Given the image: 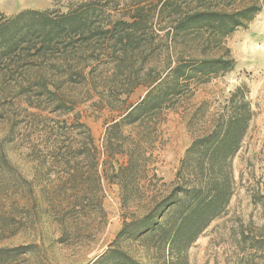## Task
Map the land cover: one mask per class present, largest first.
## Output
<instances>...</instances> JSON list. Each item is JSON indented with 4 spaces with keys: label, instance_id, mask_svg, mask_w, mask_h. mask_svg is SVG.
Masks as SVG:
<instances>
[{
    "label": "trees",
    "instance_id": "16d2710c",
    "mask_svg": "<svg viewBox=\"0 0 264 264\" xmlns=\"http://www.w3.org/2000/svg\"><path fill=\"white\" fill-rule=\"evenodd\" d=\"M262 8L260 0H79L66 12L0 13V102L9 103L0 169L17 186L14 193L22 187L27 200L66 203L72 220L56 211L58 240L66 243L97 219L106 225L105 178L119 185L127 208L116 242L151 240L173 253L161 264H187L183 251L226 211L234 193L232 160L254 113L249 101L238 103L237 89L229 110L192 140L170 189L154 166L158 124L199 84L233 69L225 40ZM140 86L146 94L129 103ZM91 99L98 109L118 112L106 123L102 151L77 110ZM18 141L34 167L30 179L16 174ZM117 155L126 158L118 168ZM103 166L109 173H101ZM39 181L45 185L36 192ZM234 238L236 264H264L262 229L241 225ZM37 245L0 247V261ZM91 264L148 263L113 244Z\"/></svg>",
    "mask_w": 264,
    "mask_h": 264
},
{
    "label": "rangeland",
    "instance_id": "374dc122",
    "mask_svg": "<svg viewBox=\"0 0 264 264\" xmlns=\"http://www.w3.org/2000/svg\"><path fill=\"white\" fill-rule=\"evenodd\" d=\"M76 1L79 0H0V13L11 16L24 9L66 12ZM260 1L263 8L254 20L225 40L235 60L233 69L199 84L179 106L167 110L165 120L158 124L153 149L154 166L165 188L170 189L177 180L181 161L192 140L209 131L220 114L229 110L232 94L237 89L241 90L238 103L249 101L254 113L241 147L232 160L234 193L226 211L211 221L196 241L183 251L180 257L187 264H236L237 256L241 254L236 248L234 235L239 227L250 223L256 231L262 229L264 232V0ZM146 92L147 87L140 86L129 96L128 102L138 101ZM94 101L79 103L77 110L91 128L95 143L102 151L106 123L118 112L98 109ZM8 108L9 103L0 102V146L7 129L5 116ZM17 120L20 138L22 126L20 118ZM14 157L17 176L30 179L34 167L20 141L16 143ZM125 160L123 155H117L112 162L118 168ZM107 169L103 166L101 173L105 175L104 170L109 173ZM36 185L35 191L40 192V187L45 184L39 181ZM102 185L106 225L97 219L95 225L82 230L79 238L63 243L58 240L61 228L56 211L61 209L68 221L75 213L68 210L64 202L42 197L27 200L20 194L22 187L18 188L20 193H14L17 186L10 183L0 169V247L38 243L30 250L12 252L0 264H91L113 244L148 264H161L174 257L167 245H157L151 240L116 242L127 208L122 206L118 184L104 178ZM46 188L50 190L51 186L47 184ZM14 216L20 222L12 223Z\"/></svg>",
    "mask_w": 264,
    "mask_h": 264
}]
</instances>
